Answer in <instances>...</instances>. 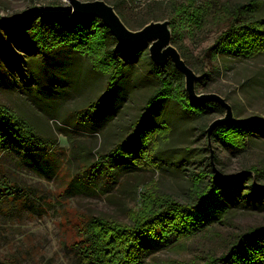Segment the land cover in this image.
I'll return each mask as SVG.
<instances>
[{
	"label": "rangeland",
	"instance_id": "374dc122",
	"mask_svg": "<svg viewBox=\"0 0 264 264\" xmlns=\"http://www.w3.org/2000/svg\"><path fill=\"white\" fill-rule=\"evenodd\" d=\"M102 1L115 8L128 29L137 31L152 21H169L170 6L187 0ZM195 1L210 4L220 15L205 19L200 28L184 23L173 45L196 75H206L197 93L221 96L236 119L264 121V53L242 59L208 51L228 25L221 13L248 0ZM256 3L258 17L264 18V0ZM52 5L67 10L69 1L0 0L4 46L0 48V106L27 122L44 147L43 151L16 149L0 156V175L8 174L27 193L26 204L11 216L0 212V260L13 256L16 264H73L81 230L92 218L130 226L147 195L192 203L196 189L208 184L210 176L231 180L254 169L259 176L250 174L240 195L230 200L224 223L171 248L162 249L150 240L142 262L207 264L210 258L226 254L240 234L264 226V194L251 186L264 187V128L254 129L244 151L208 143L206 129L223 118L224 111L196 114V108L188 110L176 101L177 88L168 87L158 109L153 108L161 121L140 129L134 123L160 87L147 47L133 55L126 51L118 55L122 69L103 98L113 71L106 52L116 44L103 41L100 29L93 28L92 37L70 55L65 35L50 36V25L43 22V35L33 37L30 28L37 21L25 24L15 19L31 7ZM60 17L53 19L64 22V31L78 24ZM98 100L89 111L88 106ZM130 138L143 141V149L132 142L108 163L111 150Z\"/></svg>",
	"mask_w": 264,
	"mask_h": 264
},
{
	"label": "trees",
	"instance_id": "16d2710c",
	"mask_svg": "<svg viewBox=\"0 0 264 264\" xmlns=\"http://www.w3.org/2000/svg\"><path fill=\"white\" fill-rule=\"evenodd\" d=\"M256 4V0H248L247 4H234L221 13L226 18L228 25L216 37L208 51L215 56L231 55L242 59L264 53V18L258 17ZM215 15L219 14L215 13V8H212L210 4L197 5L195 0H187L180 3L178 7L174 4L171 5L168 13L172 34L171 44L174 46L177 44V32L184 23L193 22L200 28L205 19H213ZM55 16H61L60 19L63 16L68 20L74 19L78 24L70 26V31H64V22L54 20ZM15 19L25 24L36 20V27L30 28L33 37L43 35L41 34L43 22L50 25L49 34H52L50 36L56 38L58 34L65 35L68 44L70 43V47L66 45L70 55L73 54L71 50L77 51L86 43V40L92 37L89 32H92L93 28L100 29V38L103 41L108 40L116 44L115 49L106 52V59L113 64V71L109 76L103 98L113 86L122 69L123 65L118 55L122 51L133 55L146 48L144 46H119L109 30L97 19L72 16L67 10L53 5L45 9L31 7ZM15 19L6 20L13 21ZM148 19L151 21L153 18L149 17ZM144 25L146 24L140 28ZM41 42L44 41L41 40ZM0 48H4L1 39ZM181 57L183 58L182 54ZM185 63L188 65L186 61ZM149 64L160 81V87L147 99L143 115L135 121V126H139L140 129L143 127L148 129L154 122L161 121L158 116H155L154 109L155 106L158 109L164 100L162 96L166 95L168 87L177 88L176 98L178 100L176 101L187 107L188 110L196 108V114L202 116L209 109L222 112V109L213 103L191 102L184 92L183 76L171 63H168L163 69L153 65L151 61ZM205 76L202 73L201 79L204 80ZM201 79L197 82L196 87L201 84ZM98 103L99 100L89 105L90 109L88 110L93 111ZM257 128H264L263 120L257 118L236 119L233 123L215 128L210 135V140L220 142L239 152L244 151L248 146V138L253 136L254 129ZM131 138L111 150L109 156H106L109 157L108 163L110 157H117L120 148L126 149L132 142L138 143L139 149H143V141ZM42 144L41 138L33 132L27 122L17 118L7 108L0 106V156L6 153L10 154V151L16 149H22L25 153H28L27 148L31 149L30 151H43ZM145 144L144 141V146ZM250 174L255 177L259 176L255 169L231 180L212 175L209 177L208 184L203 188L196 189L195 200L192 203H179L168 196L147 195L141 208L134 214L133 224L130 226L109 222L102 218H92L81 230L82 238L78 243V248L76 247L73 264H143V254L148 241L152 240L162 249L171 248L176 246L175 243L205 232L212 225L224 223L229 214L230 200H234L240 195L242 186L251 178ZM251 186L255 191L264 194V187L254 184ZM26 202L27 193L24 189L8 174L2 173L0 175V212H2V216H11L17 207L20 208V205H24ZM17 260L13 256H6L0 260V264H16ZM207 264H264V226L254 227L240 234L238 240L232 244L226 254L219 258H210Z\"/></svg>",
	"mask_w": 264,
	"mask_h": 264
},
{
	"label": "water",
	"instance_id": "95a60500",
	"mask_svg": "<svg viewBox=\"0 0 264 264\" xmlns=\"http://www.w3.org/2000/svg\"><path fill=\"white\" fill-rule=\"evenodd\" d=\"M67 11L72 16L97 19L104 25L116 40L119 46L147 47L148 56L153 65L163 69L168 63L183 76L184 92L193 103L218 105L223 111V118L214 120L206 129L208 143L212 131L219 127L236 121L232 107L221 96L214 93H201L196 91V84L201 77L185 63L181 54L171 44L172 34L168 20L152 21L137 31L126 27L113 6L102 0L81 2L79 0H68Z\"/></svg>",
	"mask_w": 264,
	"mask_h": 264
}]
</instances>
